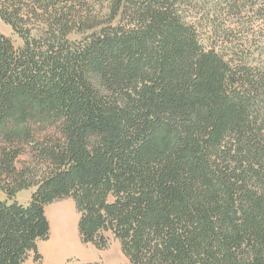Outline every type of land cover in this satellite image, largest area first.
<instances>
[{
  "label": "trees",
  "instance_id": "1",
  "mask_svg": "<svg viewBox=\"0 0 264 264\" xmlns=\"http://www.w3.org/2000/svg\"><path fill=\"white\" fill-rule=\"evenodd\" d=\"M108 1L131 23L77 44L79 0H0L24 39L0 33V190L37 186L0 195V264H41L66 197L82 241L112 229L132 264H264V76L205 50L186 0ZM29 10L55 13L48 33ZM33 151L41 175L18 166Z\"/></svg>",
  "mask_w": 264,
  "mask_h": 264
},
{
  "label": "rangeland",
  "instance_id": "2",
  "mask_svg": "<svg viewBox=\"0 0 264 264\" xmlns=\"http://www.w3.org/2000/svg\"><path fill=\"white\" fill-rule=\"evenodd\" d=\"M64 3L60 1V6H65ZM73 5L76 7V18H78L75 29L78 30L70 35V39L77 44L85 42L95 32L114 28L120 24L128 25L133 20L125 14L112 20L111 5L108 0H79ZM184 14L195 29L205 50H215L234 63L248 64L258 74L264 76V0H186ZM56 20L55 13L44 10L35 13L34 10H29L25 26L33 35L38 36L48 33L49 27H52ZM0 33L10 37L17 47L24 44L23 37L1 17ZM42 162L43 160L33 151L31 155H23L18 166L21 168L32 163L34 164L32 172L41 175L45 170ZM36 189L37 186L25 188L10 200L1 190L0 195L9 202L17 200L22 204H28ZM61 209L66 210L65 213L72 217L70 220L75 229L78 246L71 242V237L74 238L71 231L59 238L55 230V214ZM46 215L50 221L51 231L48 240H41L38 243L42 255L41 264L90 262L132 264L123 251L121 240L112 229L102 231L107 239V245L102 248L82 241L78 230L80 212L73 197L58 199L47 204ZM51 248H54V253L51 252ZM30 261L34 262L33 257Z\"/></svg>",
  "mask_w": 264,
  "mask_h": 264
},
{
  "label": "bare ground",
  "instance_id": "3",
  "mask_svg": "<svg viewBox=\"0 0 264 264\" xmlns=\"http://www.w3.org/2000/svg\"><path fill=\"white\" fill-rule=\"evenodd\" d=\"M65 212H67V211L62 210V209L56 212L55 219H54L55 230L57 231L59 238L62 237L64 235V233L71 231V233L74 237V238L71 237V242L76 243V245L78 246L77 236H75V229H74V227L71 223V220H70V218H72V217H70V215L65 213ZM51 252L54 253V248H51Z\"/></svg>",
  "mask_w": 264,
  "mask_h": 264
}]
</instances>
